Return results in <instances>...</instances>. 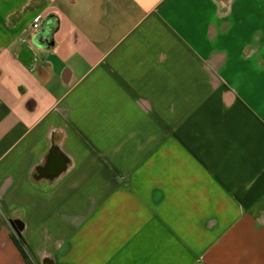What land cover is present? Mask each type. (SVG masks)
<instances>
[{
  "label": "crops",
  "instance_id": "crops-1",
  "mask_svg": "<svg viewBox=\"0 0 264 264\" xmlns=\"http://www.w3.org/2000/svg\"><path fill=\"white\" fill-rule=\"evenodd\" d=\"M0 264H264V0H0Z\"/></svg>",
  "mask_w": 264,
  "mask_h": 264
},
{
  "label": "trees",
  "instance_id": "trees-1",
  "mask_svg": "<svg viewBox=\"0 0 264 264\" xmlns=\"http://www.w3.org/2000/svg\"><path fill=\"white\" fill-rule=\"evenodd\" d=\"M16 234H17V233H16ZM12 237H13L15 243L17 244V246H18L20 252H21L24 256H26L27 252H26L25 245H24V240H23L21 234L13 235Z\"/></svg>",
  "mask_w": 264,
  "mask_h": 264
},
{
  "label": "water",
  "instance_id": "water-1",
  "mask_svg": "<svg viewBox=\"0 0 264 264\" xmlns=\"http://www.w3.org/2000/svg\"><path fill=\"white\" fill-rule=\"evenodd\" d=\"M10 224L11 226L13 227V229L15 230V232L17 234H20L21 232V229L23 227V224H22V221L19 220V219H13V220H10Z\"/></svg>",
  "mask_w": 264,
  "mask_h": 264
},
{
  "label": "built area",
  "instance_id": "built-area-1",
  "mask_svg": "<svg viewBox=\"0 0 264 264\" xmlns=\"http://www.w3.org/2000/svg\"><path fill=\"white\" fill-rule=\"evenodd\" d=\"M38 26H39V18L38 17H36L35 19H34V21H33V23H32V28H38Z\"/></svg>",
  "mask_w": 264,
  "mask_h": 264
},
{
  "label": "rangeland",
  "instance_id": "rangeland-1",
  "mask_svg": "<svg viewBox=\"0 0 264 264\" xmlns=\"http://www.w3.org/2000/svg\"><path fill=\"white\" fill-rule=\"evenodd\" d=\"M11 228H12V226H11ZM13 229V228H12ZM13 231H14V229H13Z\"/></svg>",
  "mask_w": 264,
  "mask_h": 264
}]
</instances>
